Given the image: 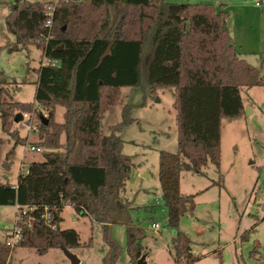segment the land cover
<instances>
[{"label":"trees","instance_id":"obj_1","mask_svg":"<svg viewBox=\"0 0 264 264\" xmlns=\"http://www.w3.org/2000/svg\"><path fill=\"white\" fill-rule=\"evenodd\" d=\"M58 2L47 38L43 2L12 0L5 16V27L15 37L11 50L34 44L45 60L57 59L58 64L40 63L34 68V102L47 112L46 123L40 122L39 139L49 149L42 160L28 163L26 173H18L14 186L6 187L0 181V205L32 206L17 222L19 240L12 245L6 239L0 241V264H8L18 246L38 253L80 246L74 228L58 225L65 205L102 225L107 250L100 264H114L118 256L119 245L110 234L115 224L125 227L129 264H136L145 255L139 242L144 229L132 221L133 207L121 194L133 162L122 153V139L114 133L131 120L129 107L123 106L121 122L112 125L108 134L101 129L103 113L118 102L124 86L141 82L152 91L172 89L177 149L160 152L157 175L167 224L177 227L180 217L193 208V195L179 192L180 173L199 172L207 160L218 167L220 120L243 114L239 88L264 85V75L260 66L239 56L226 24L224 4ZM57 103L65 108L63 122L54 120ZM32 106L33 102L0 100L1 128L13 135L11 118ZM62 131L66 141L71 138L64 147L59 142ZM190 243L182 231H176L173 264L195 259Z\"/></svg>","mask_w":264,"mask_h":264},{"label":"rangeland","instance_id":"obj_2","mask_svg":"<svg viewBox=\"0 0 264 264\" xmlns=\"http://www.w3.org/2000/svg\"><path fill=\"white\" fill-rule=\"evenodd\" d=\"M11 1L0 0V100L33 102V106L29 111H19L22 117L18 121L11 118L9 128L13 135L0 124V181L9 185L16 182L21 163L26 167L30 161L42 160L43 152L49 149L39 139L40 122L47 117V112L34 102L37 77L34 68L45 58L34 44L10 49L15 37L5 27V16ZM37 1L55 7L58 1L67 0ZM172 1H210L218 6L220 0ZM231 6L226 5L225 10L229 11ZM235 20L240 24L236 10ZM226 23L230 25V18ZM252 25L253 32L258 34V22ZM260 47L263 58L259 63L260 74L264 75V41ZM239 93L244 103L243 114L220 120L218 167L207 160L199 172L180 173L179 192L193 195V208L180 217L177 227L167 224V209L157 175L160 152L174 153L177 149L172 89L152 91L141 82L124 86L118 102L103 113L101 129L108 134L112 125L121 122L123 106L129 107L131 120L121 124L114 133L122 139V153L133 162L121 194L133 207L132 221L144 229L139 242L145 251L146 264H173L172 238L177 230L191 241L195 259L189 264H264V85L243 86ZM64 110L63 105L55 104V121H64ZM70 141L71 138L66 141L62 131L61 147ZM29 144L39 145L41 151H30ZM15 212L14 205H0V241L10 240L6 235L13 230ZM60 216L61 227L74 228L79 234L81 245L70 250L79 259L78 264H100L107 250L102 225L77 215L71 205H65ZM152 221L158 226H151ZM110 234L119 245L114 264H129L125 227L112 225ZM8 264H71V260L61 247L38 253L34 248L18 246Z\"/></svg>","mask_w":264,"mask_h":264},{"label":"crops","instance_id":"obj_3","mask_svg":"<svg viewBox=\"0 0 264 264\" xmlns=\"http://www.w3.org/2000/svg\"><path fill=\"white\" fill-rule=\"evenodd\" d=\"M249 1H251V3ZM218 4H224V9L226 5H232L229 7V11H227V18H230V25L228 26V24H226L239 56L244 58L247 62L259 66V63L263 62L261 56L262 51L259 46H261L264 41V0H220ZM235 10L237 11V19L240 21V24L235 20ZM254 21L258 22V34L253 32L255 27L252 25V22ZM58 225L60 228H63L60 226V222ZM71 249L72 248L68 250L70 251Z\"/></svg>","mask_w":264,"mask_h":264},{"label":"built area","instance_id":"obj_4","mask_svg":"<svg viewBox=\"0 0 264 264\" xmlns=\"http://www.w3.org/2000/svg\"><path fill=\"white\" fill-rule=\"evenodd\" d=\"M54 6H46L45 9V13H46V19L44 22L45 27L47 28V35L45 38H47L50 34V27H51V23H52V17H53V13H54ZM51 64V65H55L58 64V60L57 59H49V60H45L44 62H41V64ZM22 117V114H21ZM23 117L27 118V114H24ZM28 130H32L31 126H27ZM28 149L30 151H36L39 152L41 151V148L39 145H35V144H29ZM28 166V165H27ZM24 167L23 163H21L20 165V169L21 172L20 173H26L28 171V167ZM14 186V185H12ZM14 206L16 207V212H15V222H14V227L12 232L10 233V240H6V242L8 244H14L15 242H17L19 240V225L17 222L22 221L23 220V216L27 213L28 210L32 209V206L29 205H21L18 203H15ZM46 222H49L48 217L46 218ZM151 226L157 227L158 224L156 221H153Z\"/></svg>","mask_w":264,"mask_h":264},{"label":"water","instance_id":"obj_5","mask_svg":"<svg viewBox=\"0 0 264 264\" xmlns=\"http://www.w3.org/2000/svg\"><path fill=\"white\" fill-rule=\"evenodd\" d=\"M21 118V113H16L13 117L14 121H18ZM44 123H46L45 118L42 119ZM5 186L6 187H10V185L8 183L5 182ZM66 255L70 258L71 260V264H78L79 259H77L68 249L63 248ZM136 264H146L145 262V256L141 255L137 260H136Z\"/></svg>","mask_w":264,"mask_h":264}]
</instances>
